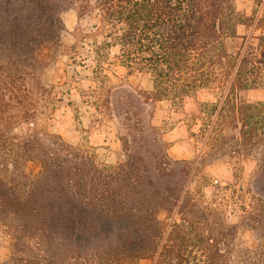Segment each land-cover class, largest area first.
I'll use <instances>...</instances> for the list:
<instances>
[{"label": "trees", "instance_id": "obj_1", "mask_svg": "<svg viewBox=\"0 0 264 264\" xmlns=\"http://www.w3.org/2000/svg\"><path fill=\"white\" fill-rule=\"evenodd\" d=\"M71 8L92 22L80 41L96 57L91 105L116 125L113 163L45 132L18 88L17 49L54 54ZM113 47L149 89L110 84L102 64ZM0 73V225L11 243L1 264H229L228 245L210 236L234 226L189 187L204 182L200 163L170 159L147 113L211 90L214 101L199 108L203 146L230 135L241 156L260 149L252 183L264 186V102L241 95L264 85V0L249 13L233 0H0Z\"/></svg>", "mask_w": 264, "mask_h": 264}, {"label": "rangeland", "instance_id": "obj_2", "mask_svg": "<svg viewBox=\"0 0 264 264\" xmlns=\"http://www.w3.org/2000/svg\"><path fill=\"white\" fill-rule=\"evenodd\" d=\"M233 3L238 11L249 13L252 9V0H233ZM60 17L64 31L54 54L49 55L45 49L38 52L36 43L17 49L18 69L25 73L18 88L23 94L29 91L27 102L45 132L60 136L71 146L94 150L101 161L113 163L119 151L116 125L111 120L100 119L91 105L92 92L97 88L96 57L80 41L82 32H88L92 22L80 20L73 8L64 10ZM89 41L93 42V38ZM98 42L99 39L95 44L99 45ZM71 46L75 47V53L69 51ZM102 67L112 85L150 88L145 76L120 64L114 47L104 52ZM0 78L3 80L5 75L0 73ZM213 93L198 91L177 100L157 101L149 106L147 121L166 144L170 159L194 166L200 163L197 168L204 182L199 186L193 178L189 187L195 192L200 190L203 201L211 203L217 222L234 226L230 236L221 238L214 234L210 243L228 245L229 264H264V186L252 183L260 164L258 155L263 152L251 148L242 156L233 152L238 147L230 135L213 146H203L205 137L200 131L199 108L204 102L214 101ZM241 95L249 103L264 102V85ZM243 208L249 214H244ZM242 216L250 219L245 221ZM10 252L11 243L0 225V264L9 258ZM140 264L152 263L145 260Z\"/></svg>", "mask_w": 264, "mask_h": 264}]
</instances>
